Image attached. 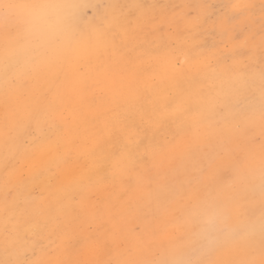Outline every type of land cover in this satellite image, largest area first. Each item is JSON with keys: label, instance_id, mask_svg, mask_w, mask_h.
Returning <instances> with one entry per match:
<instances>
[{"label": "snow or ice", "instance_id": "1", "mask_svg": "<svg viewBox=\"0 0 264 264\" xmlns=\"http://www.w3.org/2000/svg\"><path fill=\"white\" fill-rule=\"evenodd\" d=\"M90 6L95 9L79 0H0V264H80L61 258L84 231L73 228L79 219L73 211L87 205L93 222L115 226L110 198L89 203L93 189L134 179L159 207L170 193L149 179L148 164L162 166L177 145L167 138L145 142L144 128L165 121L186 139L208 144L201 176L209 183L227 169L244 184L251 205L259 194V220L249 218L226 243L233 258L201 264H264V0L259 6L226 0L218 11L187 4L166 22L174 39L156 46L148 37L161 21L143 5H104L85 25ZM201 33L219 34L220 45L207 48L195 40ZM149 75L145 95L133 85ZM34 79L47 89L38 91ZM215 191L211 203L186 212L185 222L202 208L213 216L247 210L238 195ZM82 238L104 244L93 234ZM94 264L185 262L148 259L133 244Z\"/></svg>", "mask_w": 264, "mask_h": 264}, {"label": "rangeland", "instance_id": "2", "mask_svg": "<svg viewBox=\"0 0 264 264\" xmlns=\"http://www.w3.org/2000/svg\"><path fill=\"white\" fill-rule=\"evenodd\" d=\"M220 5H222V3H214L213 10L218 11ZM33 85L38 91L41 89L46 90L48 87V85L40 79H34ZM2 107L3 98L2 93H0V108ZM255 140L256 146L258 148L261 140L259 130L255 132ZM208 151L209 147L205 141H188L183 146V148L170 151L165 156L162 166L152 167L151 163L149 162V179L153 182L159 181L161 184L166 185L170 193L169 196L161 202L159 207L153 205L155 203L148 205L149 203L147 201V193L145 190L132 197L131 199H128L125 197L120 198L118 196V193L113 190L103 191L101 188L93 189L89 194L91 197L89 203L95 200H104L107 197L111 199L113 204H116L114 205L115 226L114 224H112V222H93L87 214V205L84 209L76 208L73 211V215L79 217V219L73 224V228L76 230V232H81V230L84 231L81 232V235L77 236L71 241L68 253L61 258L79 261L80 264H94V262L96 261H103L109 259V257L111 258L118 251H121L125 247H130L133 244H138L143 249V255L148 259L156 258V260H159L170 259L174 257L176 259L184 261L185 264H201V262L203 261L222 262L232 259L233 254L230 247L226 245V243L232 240L234 233L239 231L242 228L243 224L246 223L249 218H257L256 220H259L258 217H260L261 215L259 194L257 192L255 196V203L254 205H251V197L247 193L244 184L237 177H235L230 170L227 169H221L217 173H215V179L211 183H209L207 179L203 178L201 176V171L202 169H205L207 167V158L205 154ZM188 158H190V160H188ZM0 169L3 170L2 164H0ZM2 170H0V172H2ZM153 187H155V183H153ZM217 188H222L230 194L238 195L240 198V203L247 210L243 214H241L233 209L228 213L225 212L227 214L223 213L215 217L209 210L202 208L201 212H199L200 215L198 214L192 216L190 222H185L186 212L191 210L195 206H202L205 203H211L212 198L216 196L215 190ZM2 198L3 189L2 187H0V200H2ZM155 207L158 209H155ZM121 208L124 210H122ZM135 211L136 213H134ZM135 216L137 217V219ZM103 225H109L108 238H111H109V242L112 246V252L107 257L99 258L95 253L91 252L90 244L85 243L82 237L88 234L94 235V230L97 231V228ZM229 226L230 229H228ZM122 227L124 228V230H126L124 231ZM176 229H178L179 232L175 233L174 231H176ZM172 232L174 234H171ZM122 238H124L123 240L125 242L122 240ZM157 247L158 249H156ZM218 250L222 251L220 252ZM190 251L192 252V254ZM171 252L174 253V256H170L171 254L169 253ZM217 252L220 253L218 254ZM2 258H4V255L1 250L0 259ZM187 261L190 263H188Z\"/></svg>", "mask_w": 264, "mask_h": 264}, {"label": "bare ground", "instance_id": "3", "mask_svg": "<svg viewBox=\"0 0 264 264\" xmlns=\"http://www.w3.org/2000/svg\"><path fill=\"white\" fill-rule=\"evenodd\" d=\"M81 3H85L88 5H95V9L93 7H88L84 10V16H83V24H88L91 22V20L94 18L95 15L101 14L104 12V8L102 6L104 5H109V4H117V5H127L129 3H139L144 6V9L149 12L151 15H154L157 19L161 21V27L158 32H156L154 35H150L148 39L153 43L154 46L160 45L161 43L164 42H169L170 40L174 39L172 33L173 30L169 29L167 26V21L173 18L174 16H178L181 14L185 9L184 6L187 4H195V3H206L208 5H212L214 3H222L224 4L226 0H79ZM234 2H237V0H234ZM238 2L242 3H253L257 6L260 4V0H238ZM256 31L259 32V11L258 7L256 10ZM196 41L202 42L207 48H211L216 45H220L221 43V37L217 33H201L197 37H195ZM153 75L156 76L157 82L159 79L158 76V68L153 70ZM153 83V78L152 75L145 76L141 78L135 85L134 87L139 88L142 92L147 95L149 93L150 88L152 87ZM209 86L205 84V88H208ZM3 115V107L0 108V117ZM144 134L146 137L145 142H147V138H155V139H160L164 140L165 138L172 140L174 144L177 145L175 149H180L183 148V146L190 140L186 139L184 136L179 134L177 132V127L176 124L173 123L172 121H165L162 125L160 126H146L144 128ZM194 146V145H193ZM193 148V147H192ZM190 150V149H189ZM195 150V149H194ZM190 153V152H189ZM187 154V153H186ZM202 155V154H201ZM200 155V156H201ZM189 157V156H188ZM191 157V155H190ZM190 160V158H188ZM186 165V163H185ZM73 169L75 171L79 170V165H74ZM2 170V169H0ZM103 191H116L118 193V196L120 198H128L131 199L132 197L136 196L140 192H142L144 189L140 187L134 179H125L122 183H117L114 186H107L106 188H101ZM96 195V194H94ZM99 195V194H98ZM106 196V195H105ZM111 197V196H110ZM97 198V197H96ZM107 198V197H106ZM104 199V198H103ZM137 199V198H136ZM141 199V198H140ZM119 200V199H118ZM96 201V200H95ZM116 201V200H115ZM136 201V200H135ZM141 201V200H140ZM94 202V201H93ZM139 204V203H137ZM116 205V204H114ZM123 205V204H122ZM150 205V204H148ZM155 205V204H153ZM134 206V205H132ZM140 206V205H139ZM138 207V206H137ZM153 207V206H152ZM122 209V208H121ZM146 209V208H145ZM153 209V208H152ZM155 209H158L155 207ZM124 210V209H122ZM126 210V209H125ZM158 212V211H157ZM201 212V211H200ZM205 212V211H204ZM229 212V211H228ZM227 212V213H228ZM118 213V212H117ZM116 213V214H117ZM136 213V211L134 212ZM208 213V212H207ZM210 213V212H209ZM225 213V214H227ZM127 214V213H126ZM159 214V213H158ZM203 214V213H202ZM200 215V214H199ZM260 215V214H259ZM81 216V215H80ZM125 216V215H124ZM127 216V215H126ZM133 216V215H132ZM180 216V215H179ZM227 216V215H225ZM246 216V215H245ZM136 217V216H135ZM216 217V216H215ZM255 218V217H254ZM259 218V217H258ZM137 219V217H136ZM150 219V218H149ZM192 219V218H191ZM190 219V220H191ZM212 219V218H211ZM210 219V220H211ZM222 219V217H221ZM220 219V220H221ZM229 219V218H228ZM257 219V218H256ZM145 220V219H144ZM169 220V219H168ZM172 220V219H171ZM209 220V219H208ZM245 220V219H244ZM116 221V219H115ZM141 221V220H140ZM217 221V220H216ZM223 221V220H222ZM258 221V220H257ZM136 222V220H135ZM138 222V221H137ZM172 222V221H170ZM190 222V221H189ZM225 222V221H224ZM227 222V221H226ZM230 222V221H228ZM177 223V222H176ZM185 223V222H184ZM234 223V222H233ZM101 224V223H99ZM98 224V225H99ZM113 224V223H112ZM170 224V223H169ZM88 225V224H87ZM95 225V224H94ZM177 225V224H176ZM218 225V224H217ZM227 225V224H225ZM224 225V226H225ZM109 226V225H108ZM106 225L100 226L97 228V231L94 230V236H99L103 241L104 244L102 247H95L93 245H90V250L91 252L95 253L99 258H104L110 255L112 252L111 249V243L109 242L108 238V232H109V227ZM164 226V225H163ZM169 226V225H168ZM197 226V225H196ZM195 226V227H196ZM212 226V225H211ZM87 227V226H86ZM128 227V226H127ZM187 227V226H186ZM203 227V226H202ZM208 227V226H207ZM112 228V227H111ZM123 228V227H122ZM121 228V229H122ZM158 228V227H157ZM160 228V227H159ZM182 228V227H181ZM94 229V228H93ZM143 229V228H142ZM194 229V228H193ZM211 229V228H210ZM218 229V228H217ZM222 229V228H221ZM230 229V226L229 228ZM90 230V229H88ZM124 230V228H123ZM126 230V229H125ZM124 230V231H125ZM191 230V229H190ZM198 230V228H197ZM164 231V230H163ZM188 231V230H187ZM192 231V230H191ZM115 232V231H113ZM112 232V233H113ZM176 232H179L178 229H176ZM215 232V231H214ZM221 232V231H220ZM235 232V231H234ZM117 233V232H116ZM153 233V232H152ZM185 233V232H184ZM123 234V233H120ZM119 234V235H120ZM161 234V233H160ZM171 234H174L173 232ZM183 234V233H182ZM131 235V234H130ZM150 235V234H149ZM187 235V234H186ZM185 235V237H186ZM192 235V234H191ZM137 236V235H136ZM220 236V235H219ZM152 237V236H151ZM194 237V236H193ZM192 237V238H193ZM113 238V236H112ZM120 238V236H119ZM131 238V237H130ZM129 238V239H130ZM183 238V237H182ZM200 238V237H199ZM208 238V237H207ZM212 238V237H211ZM233 238V237H232ZM111 239V238H110ZM124 238H122L123 240ZM171 239V238H170ZM230 239V238H229ZM119 240V239H118ZM143 240V239H142ZM146 240V239H145ZM163 240V239H162ZM167 240V239H166ZM210 240V239H209ZM124 241V240H123ZM144 241V240H143ZM142 241V242H143ZM159 241V240H158ZM185 241V240H183ZM188 241V240H187ZM125 242V241H124ZM127 242V241H126ZM189 242V241H188ZM192 242V241H191ZM230 242V241H229ZM75 243V242H74ZM148 243V242H147ZM146 243V244H147ZM167 243V242H164ZM174 243V242H173ZM198 243V242H197ZM219 243V242H218ZM76 244V243H75ZM154 244V243H153ZM187 244V243H186ZM124 245V243H123ZM122 245V246H123ZM155 245V244H154ZM161 245V244H160ZM176 245V244H175ZM218 245V244H217ZM227 245V244H226ZM172 246V245H171ZM192 246V245H191ZM207 246V245H206ZM224 246V245H223ZM119 247V246H118ZM141 247V246H140ZM159 247V246H158ZM158 247L156 249H158ZM177 247V246H176ZM188 247V246H187ZM201 247V246H200ZM219 247V246H218ZM178 248V247H177ZM204 248V247H203ZM227 248V247H226ZM119 249V248H118ZM162 249V248H161ZM169 249V247H168ZM180 249V248H179ZM88 250V249H87ZM215 250V249H214ZM1 251V250H0ZM200 251V250H199ZM220 251V250H218ZM222 251V250H221ZM220 251V252H221ZM88 252V251H87ZM116 252V251H115ZM175 252V250H174ZM188 252V251H187ZM191 252V251H190ZM213 252V251H212ZM211 252V253H212ZM220 252H217L218 254ZM89 253V252H88ZM92 253V254H93ZM195 253V252H194ZM161 254V252H160ZM170 256H174V253L171 252ZM177 254V253H176ZM192 254V252H191ZM217 254V255H218ZM224 255V254H223ZM86 256V255H85ZM186 256V255H185ZM200 256V255H199ZM210 256V255H209ZM188 257V256H187ZM110 258V257H109ZM226 258V257H225ZM3 259V258H2ZM97 259V258H95ZM156 259V258H155ZM215 259V258H214ZM186 260V259H185ZM199 260V259H198ZM203 261V260H202ZM219 261V260H217ZM188 262V261H187ZM190 263V262H188ZM200 263V262H199Z\"/></svg>", "mask_w": 264, "mask_h": 264}]
</instances>
